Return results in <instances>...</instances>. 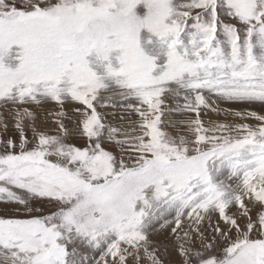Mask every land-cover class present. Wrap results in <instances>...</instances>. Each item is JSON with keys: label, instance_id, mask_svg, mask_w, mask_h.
<instances>
[{"label": "snow or ice", "instance_id": "1", "mask_svg": "<svg viewBox=\"0 0 264 264\" xmlns=\"http://www.w3.org/2000/svg\"><path fill=\"white\" fill-rule=\"evenodd\" d=\"M0 205V264H264V0H0Z\"/></svg>", "mask_w": 264, "mask_h": 264}, {"label": "rangeland", "instance_id": "2", "mask_svg": "<svg viewBox=\"0 0 264 264\" xmlns=\"http://www.w3.org/2000/svg\"><path fill=\"white\" fill-rule=\"evenodd\" d=\"M253 108L256 110V111H260V106L259 105H253ZM205 120H208V119H212V120H223L224 117L223 116H220V117H217L215 114L213 113H209L207 116L204 117ZM229 120H231L232 118L229 117L228 118ZM51 127V125H49ZM68 127L70 129H74L75 128V123L74 121H69L68 122ZM72 139H76V141H78L79 143H83V140L81 137H79L78 135L74 136ZM0 211H5V208L3 205H0Z\"/></svg>", "mask_w": 264, "mask_h": 264}, {"label": "crops", "instance_id": "3", "mask_svg": "<svg viewBox=\"0 0 264 264\" xmlns=\"http://www.w3.org/2000/svg\"><path fill=\"white\" fill-rule=\"evenodd\" d=\"M72 140H73V142L79 143L78 141H76V139H72Z\"/></svg>", "mask_w": 264, "mask_h": 264}]
</instances>
